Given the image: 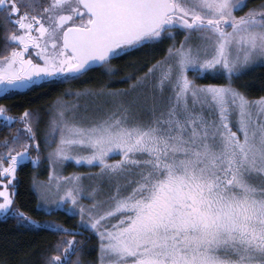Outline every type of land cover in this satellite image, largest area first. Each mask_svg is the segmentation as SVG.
I'll return each instance as SVG.
<instances>
[{
	"label": "snow or ice",
	"instance_id": "obj_1",
	"mask_svg": "<svg viewBox=\"0 0 264 264\" xmlns=\"http://www.w3.org/2000/svg\"><path fill=\"white\" fill-rule=\"evenodd\" d=\"M139 51L127 87L28 98ZM258 67L264 0H0V217L54 237L38 264H264Z\"/></svg>",
	"mask_w": 264,
	"mask_h": 264
},
{
	"label": "trees",
	"instance_id": "obj_2",
	"mask_svg": "<svg viewBox=\"0 0 264 264\" xmlns=\"http://www.w3.org/2000/svg\"><path fill=\"white\" fill-rule=\"evenodd\" d=\"M258 2V0H257ZM152 55L151 52L139 51L134 52L131 56L125 57L120 61H114L113 63L120 67V71L116 73L114 77H109L104 74L102 69L96 68L91 71L87 79L83 82H74L72 84H59L49 89H42L40 91L45 94L37 97L33 93L28 94V98L31 100L32 106L41 108L43 111L46 108L48 102L53 100L59 93L65 88L71 87L73 89L83 88L85 86H98L99 83L109 82L110 88H123L127 87V82H117L125 72H129L132 69L130 67H124L125 64H130L134 61L142 58H148ZM159 55H163L160 53ZM157 58H159L157 56ZM250 85L249 91L252 96H259L264 94V69L255 68L248 75L242 78ZM24 97L16 98L14 100L0 99V103H13L23 100ZM68 99H71L70 97ZM24 106H28L25 104ZM23 107H18L17 111H22ZM73 166V170L85 171L82 166ZM39 174V179L47 177V165L41 164L37 168H33L31 164H28L20 173V185L18 190V201L25 205L26 208H32L35 205L36 197L31 188V178L33 173ZM33 215H36L33 213ZM37 218H41L37 216ZM54 239V237L46 231H31L18 227L13 220H5L0 217V261H6L7 264H38L41 254L45 247ZM92 258L96 256V252L93 249L89 255Z\"/></svg>",
	"mask_w": 264,
	"mask_h": 264
},
{
	"label": "rangeland",
	"instance_id": "obj_3",
	"mask_svg": "<svg viewBox=\"0 0 264 264\" xmlns=\"http://www.w3.org/2000/svg\"><path fill=\"white\" fill-rule=\"evenodd\" d=\"M43 126V125H42ZM113 159H119V157L118 156H113L112 157ZM71 164H74V162H71V163H68L67 164V167H66V169H65V175L67 174V173H69V172H73V171H78V170H73V166L71 165ZM75 165V164H74ZM76 166V165H75ZM84 169H86L85 171H79V172H87V171H89V169L87 168V167H84ZM47 178V177H46ZM46 178H44V179H46ZM44 179H42V180H44ZM87 258L88 259H91V257L90 256H87Z\"/></svg>",
	"mask_w": 264,
	"mask_h": 264
}]
</instances>
